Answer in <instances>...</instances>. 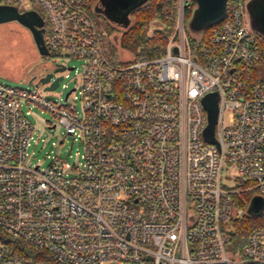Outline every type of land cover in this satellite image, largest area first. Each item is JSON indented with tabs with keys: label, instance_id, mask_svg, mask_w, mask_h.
<instances>
[{
	"label": "built area",
	"instance_id": "built-area-1",
	"mask_svg": "<svg viewBox=\"0 0 264 264\" xmlns=\"http://www.w3.org/2000/svg\"><path fill=\"white\" fill-rule=\"evenodd\" d=\"M248 1L228 0L220 22L191 35L188 0H178L164 54L116 65L92 16L94 0H0L42 11L47 57L84 63L64 101L30 82L0 80L1 232L54 264H264V209L239 249L231 214L233 206L250 208L244 193L264 198L262 36L249 24ZM56 67H65L56 77H67L69 67ZM213 94L217 143L204 136L203 99ZM33 106L81 143L77 162L54 156L45 168L30 164ZM29 263L0 239V264Z\"/></svg>",
	"mask_w": 264,
	"mask_h": 264
},
{
	"label": "rangeland",
	"instance_id": "rangeland-1",
	"mask_svg": "<svg viewBox=\"0 0 264 264\" xmlns=\"http://www.w3.org/2000/svg\"><path fill=\"white\" fill-rule=\"evenodd\" d=\"M190 5L191 3L188 1L187 6ZM37 9L39 8L37 7ZM92 16L101 32L105 51L116 65L121 64V59H130L133 55L137 54L136 50L121 47L120 40L125 29L119 28L118 25L110 24L102 17L96 15L95 12L92 13ZM130 20L133 25L134 20L132 16H130ZM189 23L186 25L188 33L196 35L189 29ZM159 28H161L159 24L151 23L147 28L148 35H153L155 30ZM204 31H201V33ZM174 33L175 28L168 42ZM115 38H117L116 41ZM57 64L74 67V69L67 72V77L60 81V85L55 90L46 91L44 96L51 100L63 98L64 101L66 94L79 83V75L82 72L84 64L83 60L67 57H60L54 60L47 56H41L37 51L31 33L25 27L18 22L0 24V80L9 85L21 88L28 87L30 82V87L33 89L36 86L37 79L47 71H53ZM259 68L264 71L262 64ZM55 78L56 75H54L53 80ZM41 89L44 90V87L41 86ZM76 107L79 113H81V100L76 102ZM31 111L32 114L28 118L35 128L33 140H31L28 148L30 164H40L45 168L50 164L54 156H58L63 161L71 164L77 162L80 158L77 153L79 152L80 154L83 152L81 143L75 141L71 136L66 137L64 128L57 125L56 118L50 112L35 106L31 108ZM224 122L228 123V114L225 115ZM232 175L234 177L236 174L233 173ZM225 183L230 186H235L236 184L233 179L228 180L226 178ZM240 204L244 205L242 202ZM248 206L246 205L245 209ZM245 209H236L233 206L231 214L237 217V219L248 217L247 215L241 217L244 215ZM247 210L249 213V209ZM106 264L118 263L110 262Z\"/></svg>",
	"mask_w": 264,
	"mask_h": 264
},
{
	"label": "water",
	"instance_id": "water-1",
	"mask_svg": "<svg viewBox=\"0 0 264 264\" xmlns=\"http://www.w3.org/2000/svg\"><path fill=\"white\" fill-rule=\"evenodd\" d=\"M196 7L189 24V28L193 34L199 35L201 31L220 22L226 15L228 0H193ZM112 8H118L122 11V15H112L107 11L111 21L117 25L126 27L129 21L125 20L129 12L138 6L147 2V0H110ZM110 10V9H109ZM252 19L254 21V30L264 35V0H256L251 6ZM18 22L27 28L34 40L38 53L41 56H48V50L45 45L44 23L45 20L37 10L19 11L17 7L12 5H0V24ZM197 32V33H196ZM65 67H56L53 71H47L39 79L36 86H43L45 91H52L57 88L59 81L63 76L59 75L51 82V78L63 72ZM68 69L72 70L73 67ZM204 107L208 112V126L204 136L207 141L217 143L214 137L215 126L218 115V97L217 95H209L203 99ZM264 209V198L255 196L251 200L249 214L259 215Z\"/></svg>",
	"mask_w": 264,
	"mask_h": 264
},
{
	"label": "trees",
	"instance_id": "trees-1",
	"mask_svg": "<svg viewBox=\"0 0 264 264\" xmlns=\"http://www.w3.org/2000/svg\"><path fill=\"white\" fill-rule=\"evenodd\" d=\"M191 5L184 10V21L187 25L192 18L196 4L193 0H188ZM36 10L45 20V32L48 31V23L44 14L40 9ZM134 24L129 21L128 26L123 27L125 31L122 33L120 44L121 47L130 50H136V55H145L151 58L160 57L165 52L166 44L173 33L177 18V0H147L144 4L138 6L131 11ZM153 24H159L161 28L155 30L153 35H148L147 28ZM190 24V23H189ZM189 26V25H188ZM190 29V28H189ZM261 34V33H260ZM259 46L261 55L260 64L264 66V35ZM259 72L253 76V80H257ZM242 197L246 202L250 203L253 198V193H244ZM237 199V200H236ZM235 200L243 203L239 196ZM235 220V235L233 243L236 249H239L245 242L249 232L262 222L263 214L251 215ZM0 239L8 243L13 249L20 252L30 260L29 264H54L51 257L43 251H36L30 246L23 243L21 240L15 239L1 232Z\"/></svg>",
	"mask_w": 264,
	"mask_h": 264
},
{
	"label": "flooded vegetation",
	"instance_id": "flooded-vegetation-1",
	"mask_svg": "<svg viewBox=\"0 0 264 264\" xmlns=\"http://www.w3.org/2000/svg\"><path fill=\"white\" fill-rule=\"evenodd\" d=\"M109 1L110 0H94L93 9H94V12H95L96 15L102 17L103 19H105L110 24L117 25L116 23H114V22H112L110 20L111 17H109L107 11H109L110 14H112V15H122L123 12L122 11H119L118 8H115V7L111 9V7L108 6V5H111V2H109ZM254 1H256V0H249L247 2V4H246V12H247L248 21H249L250 26L253 29H254L255 26H254V21L252 19L251 6H252V4H253ZM130 16H131V12L128 13L127 18L125 20L130 21ZM118 27L119 28H123V26H120V25H118ZM25 29H27V28H25ZM45 30H46V28H45V23H44V36L46 35Z\"/></svg>",
	"mask_w": 264,
	"mask_h": 264
}]
</instances>
